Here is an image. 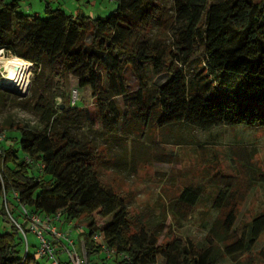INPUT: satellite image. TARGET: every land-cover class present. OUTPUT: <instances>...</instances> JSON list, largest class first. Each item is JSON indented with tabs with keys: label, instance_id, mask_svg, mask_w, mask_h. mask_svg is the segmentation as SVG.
I'll use <instances>...</instances> for the list:
<instances>
[{
	"label": "trees",
	"instance_id": "16d2710c",
	"mask_svg": "<svg viewBox=\"0 0 264 264\" xmlns=\"http://www.w3.org/2000/svg\"><path fill=\"white\" fill-rule=\"evenodd\" d=\"M115 2L101 17L48 5L42 19L25 13L21 0H0V49L39 70L23 98L0 85V103L20 98L40 118L34 127L0 122V264H41L17 226L29 232L25 212H60L63 222L85 218L80 236L91 264H107L94 240L97 232L107 248L128 256L116 260L120 264H156L159 257L163 264H218L220 257L264 264V246L256 249L264 212L239 232L231 192L212 200L218 214L202 243L170 237V230L165 235L168 219L178 221L181 206L195 208L201 201L200 186L186 187L171 212L164 204L157 205L159 215L133 212L101 174L109 147L101 150L72 131L85 108L82 102L72 106L67 91L72 77L76 89L93 99L98 122L115 141L134 118L144 126L264 128V0H174L172 14L164 0ZM128 70L137 91L129 89ZM163 74V84H150ZM259 178L264 184V174Z\"/></svg>",
	"mask_w": 264,
	"mask_h": 264
},
{
	"label": "rangeland",
	"instance_id": "374dc122",
	"mask_svg": "<svg viewBox=\"0 0 264 264\" xmlns=\"http://www.w3.org/2000/svg\"><path fill=\"white\" fill-rule=\"evenodd\" d=\"M164 1L166 8L172 14L174 0ZM97 2L100 9L105 2L106 5L110 4L107 13L117 7L115 0ZM76 4L81 6L82 11L92 12V4L87 0H21V8L25 13H30L31 16L38 13V17L42 19L47 18L45 10L48 5L53 10L61 8L67 13H73L76 11ZM30 5L33 9L28 12L25 7ZM172 36L171 32L168 37L171 39ZM1 54L7 59L14 57L6 51ZM5 63L7 60L2 62L3 65ZM29 70L30 80L25 95L18 93L9 85L1 86L11 90L20 98L29 95L33 80L39 71L31 62ZM46 73L48 74V71ZM5 74L6 70L0 69V77L3 78ZM126 77L130 91H137L140 86L135 75L128 70ZM167 78V74L160 75L150 84L154 87L160 86ZM67 91L71 94L72 106L82 102L85 108L80 107L83 110L80 115L82 123L73 127L72 131L86 140L93 139L101 150L109 147L103 158L109 162L106 165L102 164L101 174L107 184L126 197L133 212L159 215L162 212L157 206L159 204H164L165 212H171L186 187H202V199L198 205L195 208L181 206L178 221L171 217L168 219L167 227L169 224L170 228L165 230V235L170 230L172 233L170 237L183 236L202 243L218 214V211L212 207V200L219 194L223 196L230 192L233 194L238 207L235 228L239 232L249 225L254 215L264 212V184L259 182V177L264 174V128L222 126L200 130L181 124L162 127L157 122L144 126L140 123V119L134 118L133 121L129 120L130 123L124 130L119 129L116 132L118 140L115 141L108 130L102 128L98 122L93 99L88 93L84 94L76 89L72 77L68 78ZM20 98L15 97L0 103V122L11 119L29 127L37 126L40 123L39 116L28 111ZM119 102L124 106L123 99L120 98ZM92 120L94 123H91ZM121 126L122 124L120 128ZM12 134L10 132L5 135ZM7 144H11V141ZM116 159L117 164L114 163ZM106 162L105 160L104 163ZM251 178L255 182L253 185ZM10 208L15 216L20 215V209L14 204H10ZM226 211L219 216L223 218ZM19 221H22L20 217ZM108 221H104L101 225ZM76 222L85 228L88 226L85 218ZM27 238L29 252L37 254L39 245L37 236L29 231ZM78 240L80 243L84 239L79 235ZM24 245L26 246V242ZM263 246L264 234L257 244V251ZM100 255L103 256V253L101 252ZM38 260L41 264L46 263L45 259ZM98 260L100 261L96 258L94 262L98 263ZM163 262L164 259L159 257L156 264ZM109 264L120 263L114 259L109 261ZM218 264H233V262L228 258L220 257Z\"/></svg>",
	"mask_w": 264,
	"mask_h": 264
},
{
	"label": "built area",
	"instance_id": "2783aa9c",
	"mask_svg": "<svg viewBox=\"0 0 264 264\" xmlns=\"http://www.w3.org/2000/svg\"><path fill=\"white\" fill-rule=\"evenodd\" d=\"M0 52L3 53L5 51L0 49ZM3 139L4 135L0 137V141ZM26 160L29 161L28 158ZM43 167V165L39 166L40 169ZM25 214L27 216L28 230L34 233L39 240L37 256L45 259V264H91L87 257L84 240L79 243L77 241L78 235L73 234L72 231H63L58 227V224L62 222L60 212L56 215L28 214L27 212ZM17 226L23 233L28 247L27 234L21 225L17 224ZM85 229L82 225H75V230L78 234H81ZM94 240L100 245L105 260L128 259L127 255L119 254L114 249L107 248L100 233L97 232L95 234Z\"/></svg>",
	"mask_w": 264,
	"mask_h": 264
},
{
	"label": "bare ground",
	"instance_id": "6f19581e",
	"mask_svg": "<svg viewBox=\"0 0 264 264\" xmlns=\"http://www.w3.org/2000/svg\"><path fill=\"white\" fill-rule=\"evenodd\" d=\"M7 60V63L2 64ZM30 62L20 57L14 56L7 59L0 53V69L6 70L3 78H0V85H9L20 94H25L30 80Z\"/></svg>",
	"mask_w": 264,
	"mask_h": 264
},
{
	"label": "crops",
	"instance_id": "0c3cea01",
	"mask_svg": "<svg viewBox=\"0 0 264 264\" xmlns=\"http://www.w3.org/2000/svg\"><path fill=\"white\" fill-rule=\"evenodd\" d=\"M88 1H89V4H92L93 9H92V12L91 11H88V12L83 11L85 15L91 16V17H101V16H106V15L109 14L107 12L110 9V7H109L110 4L108 5V3H107V5H106V2H105V4H102L103 5V8L100 9V7L97 6L98 5V2H97L98 0H91V2H90V0H87V2ZM104 1H106V0H104ZM102 5H101V7H102ZM25 8H26V10H28V12H30L33 9V6L30 5V7H27L26 6ZM75 8H76V11L77 10H82L81 9V6H78L77 4H76ZM75 12H73V13H75ZM109 12H111V11H109ZM27 14H30V13H27ZM35 16H39V14L38 13H35ZM75 225H79V224L76 221H73L72 224H71V222H63L62 221L60 224H58V227L61 230L66 231V232L72 231V233L75 234V235H78L77 237L79 238V235L80 234H78L77 231L75 230ZM78 238H77V241H79ZM102 257L103 256H101V258ZM105 262L107 264H109V261L105 260Z\"/></svg>",
	"mask_w": 264,
	"mask_h": 264
},
{
	"label": "water",
	"instance_id": "95a60500",
	"mask_svg": "<svg viewBox=\"0 0 264 264\" xmlns=\"http://www.w3.org/2000/svg\"><path fill=\"white\" fill-rule=\"evenodd\" d=\"M25 95V94H24Z\"/></svg>",
	"mask_w": 264,
	"mask_h": 264
}]
</instances>
